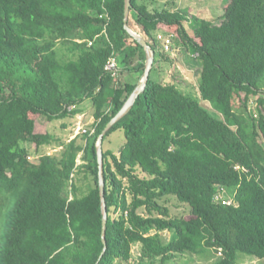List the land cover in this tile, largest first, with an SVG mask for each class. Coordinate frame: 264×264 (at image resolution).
Masks as SVG:
<instances>
[{
    "label": "trees",
    "instance_id": "1",
    "mask_svg": "<svg viewBox=\"0 0 264 264\" xmlns=\"http://www.w3.org/2000/svg\"><path fill=\"white\" fill-rule=\"evenodd\" d=\"M131 2L128 25L155 61L103 139L105 245L98 141L137 87L121 73L142 78L147 60L125 27L126 0H0V264H134L135 244L136 264L212 253L221 256L211 264H251L239 253L264 261V0H231L219 23L175 0ZM160 33L196 55L200 94L217 115L153 78L167 57ZM87 100L89 129L67 142L40 129L39 117H75ZM120 129L125 142L107 147ZM48 145L62 148L43 153ZM172 199L188 214L173 216Z\"/></svg>",
    "mask_w": 264,
    "mask_h": 264
},
{
    "label": "rangeland",
    "instance_id": "2",
    "mask_svg": "<svg viewBox=\"0 0 264 264\" xmlns=\"http://www.w3.org/2000/svg\"><path fill=\"white\" fill-rule=\"evenodd\" d=\"M200 2H204L205 0H199ZM229 0H223V7H221L220 3V10L221 13H225V5ZM197 5L202 6L197 3ZM204 7V6H203ZM222 8V9H221ZM219 10V12H220ZM218 18V20H220ZM220 22V21H219ZM173 44V43H172ZM183 52V51H182ZM181 51H177L176 55L174 56V64L169 67L168 63H165V67H163L162 73L163 76L160 79V74L156 72L157 70L153 71V78L159 79L160 81H167V82H175L178 87L184 91L196 97L203 105L208 107L210 111L217 115L218 112L213 108L211 102L203 100L200 91H199V80H200V63L198 62L195 56L183 54ZM160 70V71H161ZM130 73V72H129ZM140 75H137V79H139ZM121 81L126 82V79H130V75L122 74ZM83 112L75 117H69L66 119H59V120H52L50 121L46 117H39V127L41 130H47L54 134L56 137L60 138L62 142H67L70 139L74 138L81 132H84L86 129H89L95 121L93 116L94 109L91 100L85 101L83 104ZM256 102L251 100L249 104V108L251 110L256 109ZM110 141L107 143V147L118 149L120 145L125 142V134L123 130H118L111 134ZM32 152H34V145L27 144ZM62 147L59 145H48L44 146L42 152H50L56 153V151L60 150ZM39 158L37 154H31V160H36ZM79 163L82 162V155L79 156ZM171 214L173 216H184L188 214V208L185 204H181L177 199H172L169 203ZM164 240L168 241L171 237V232L165 231L163 232ZM133 258L131 260L132 263L136 264L141 256V244H135L132 248ZM221 256L220 253H212V255H195V254H178L172 260H170L167 264H211L215 262ZM247 259V261L251 264H264L262 260H253L250 262V258L246 254L239 253L238 260L242 262L243 260Z\"/></svg>",
    "mask_w": 264,
    "mask_h": 264
},
{
    "label": "crops",
    "instance_id": "3",
    "mask_svg": "<svg viewBox=\"0 0 264 264\" xmlns=\"http://www.w3.org/2000/svg\"><path fill=\"white\" fill-rule=\"evenodd\" d=\"M167 0H149V4L151 5V7H155V8H162ZM231 0H229L227 2V4L225 5V7L228 5V3ZM199 2L200 5H197V3ZM220 3L222 4L221 7H223V0H205L204 2H200L199 0H175V6L174 9H181V10H187L190 13V17H194V16H199L208 20H211L215 23H219L218 18H222L223 13H221L220 10ZM204 6V7H203ZM222 9V8H221ZM220 10V12H219ZM190 26V25H189ZM141 35V34H140ZM160 36H162V38H160ZM166 37H170L171 39L172 36H169V34H164V33H160L159 38L161 40V52H163L164 50L167 51L166 53V58L160 59V62H158L155 66L157 70L156 72H158L160 74V79L163 76L162 70L163 67H165V63L169 64V67L172 66L175 62V58L174 56L176 55L177 51H183V54H187V55H191V56H195L194 54L191 53V51L185 47V46H176L175 42L172 40V43L170 44V48L167 49L166 48V42H165V38ZM198 60V59H197ZM199 62V61H198ZM162 69V70H161ZM153 70V71H155ZM161 70V71H160ZM153 71H152V75H153ZM130 75V79H126V82H131V83H137V85L140 83L142 78L137 79V75H139L136 72H132L129 73V71H123L121 73L122 74H127ZM157 80V79H155ZM123 81V79H122ZM157 81H160L159 79ZM82 108V112H83V105H81ZM81 112V113H82Z\"/></svg>",
    "mask_w": 264,
    "mask_h": 264
},
{
    "label": "water",
    "instance_id": "4",
    "mask_svg": "<svg viewBox=\"0 0 264 264\" xmlns=\"http://www.w3.org/2000/svg\"><path fill=\"white\" fill-rule=\"evenodd\" d=\"M131 7H132L131 0H126L125 27L128 30V32H130L133 36H135L140 42V44L144 46L146 53H147V60H146V65H145V72L143 74V77L140 83L137 85L135 90L129 96V98L127 99L126 103L124 104L120 112L108 123V125L106 126L104 132L101 134L100 139L98 141V160H99V167H100V189H101V195H102V201H103V241L105 245L107 244V240L105 237V231H106V226H107V221H108V213H107V205H106V199H105V180H104V175H103V163H104L103 139H104L105 134L129 112V110L134 106L139 95L142 92H144L145 89L147 88V84L150 78V73H151V70L153 68L154 61H155V51L152 48V46L146 41V39L142 35L135 32L128 25ZM105 250H106V247H105Z\"/></svg>",
    "mask_w": 264,
    "mask_h": 264
},
{
    "label": "built area",
    "instance_id": "5",
    "mask_svg": "<svg viewBox=\"0 0 264 264\" xmlns=\"http://www.w3.org/2000/svg\"><path fill=\"white\" fill-rule=\"evenodd\" d=\"M160 38H162V36H160ZM165 42H166V48L169 49L170 48V44L172 43V39L170 37H166L165 38ZM107 68L111 71H113L114 76H119L120 74V66H119V62L118 59L115 57H112L109 61V64L107 66ZM232 201H228L226 203L230 204Z\"/></svg>",
    "mask_w": 264,
    "mask_h": 264
}]
</instances>
